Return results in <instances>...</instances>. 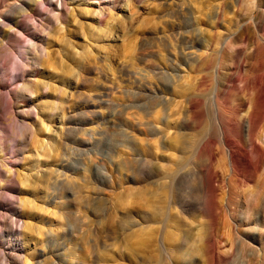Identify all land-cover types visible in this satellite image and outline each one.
<instances>
[{"label":"rangeland","instance_id":"rangeland-1","mask_svg":"<svg viewBox=\"0 0 264 264\" xmlns=\"http://www.w3.org/2000/svg\"><path fill=\"white\" fill-rule=\"evenodd\" d=\"M251 1L0 0V264H264Z\"/></svg>","mask_w":264,"mask_h":264},{"label":"bare ground","instance_id":"bare-ground-1","mask_svg":"<svg viewBox=\"0 0 264 264\" xmlns=\"http://www.w3.org/2000/svg\"><path fill=\"white\" fill-rule=\"evenodd\" d=\"M252 3L251 4H255V2H254V0H252L251 1ZM256 6V5H255ZM233 42H230V44H232ZM248 112V111H247ZM257 113H258V111H257V109H254L253 111H251L250 112V114H249V123H247L248 124V126L246 127L247 129H246V131H247V134H246V139H245V142H246V140H247V143L249 142L250 144H252L253 145V149L252 150H250V151H248V153H247V157H246V161H249V164H252V157H251V154L255 151V153H256V157H257V159H258V161H261L263 158H264V147H263V145H262V143L263 142H261V144H260V141H258L257 139H255L256 138V136L254 135V121H255V118H256V116H257ZM247 114V115H248ZM256 134V133H255ZM224 135V134H223ZM226 136V132H225V135H224V137ZM261 139H262V137H261ZM225 140L227 141V144L228 145H232V140H230V138H228V137H226L225 138ZM259 142V143H257V141ZM248 143V144H249ZM250 144H249V148H250ZM234 146V145H233ZM251 149V148H250ZM238 155V154H237ZM241 157V156H240ZM231 159H232V161H238L237 159V157H236V154L232 151L231 152ZM240 160V159H239ZM244 162H245V160H244ZM240 163V162H239ZM236 165L238 166V164L236 163ZM236 165L234 164V166L236 167ZM233 166V167H234ZM262 196L264 197V195H263V193L261 194V195H259V197H258V199L259 200H261L262 199ZM203 203V202H202ZM205 203V202H204ZM205 207V206H204ZM201 208H203V206H201ZM200 208V209H201ZM202 212H204L203 210H202ZM242 215V214H241ZM245 216V215H244ZM241 217H243V216H241ZM236 219V218H235ZM234 219V220H235ZM233 221V220H232ZM244 221V220H243ZM235 222V221H234ZM237 225V224H236ZM240 224H238V226H239ZM240 227V226H239ZM235 228V227H234ZM238 228V227H237ZM238 230H239V228H238ZM235 231V230H234ZM242 237L240 238V236L238 237V241H242ZM247 239V238H246Z\"/></svg>","mask_w":264,"mask_h":264}]
</instances>
